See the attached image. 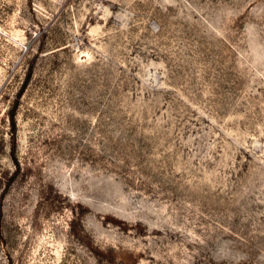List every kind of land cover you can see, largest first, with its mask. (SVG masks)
Segmentation results:
<instances>
[{
	"label": "rangeland",
	"instance_id": "obj_1",
	"mask_svg": "<svg viewBox=\"0 0 264 264\" xmlns=\"http://www.w3.org/2000/svg\"><path fill=\"white\" fill-rule=\"evenodd\" d=\"M0 264H264V0H0Z\"/></svg>",
	"mask_w": 264,
	"mask_h": 264
}]
</instances>
